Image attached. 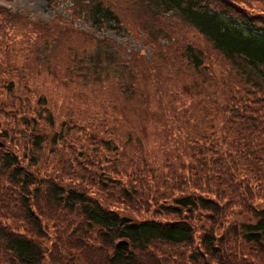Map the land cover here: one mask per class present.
I'll return each instance as SVG.
<instances>
[{"label":"trees","instance_id":"obj_1","mask_svg":"<svg viewBox=\"0 0 264 264\" xmlns=\"http://www.w3.org/2000/svg\"><path fill=\"white\" fill-rule=\"evenodd\" d=\"M64 2L65 10L76 9L80 14L84 9L87 20L97 32H101L103 26L122 31L120 16L108 0H62L61 3ZM145 2L151 4L147 10L152 11L154 20L169 18L167 13L179 17L229 61L228 67L219 64L225 72L217 75L213 64L205 63L202 49L188 43L182 51L189 70L202 74L200 79L207 82L204 98H213V107L191 102L189 108L195 110L187 113L181 88L173 84V89H162L160 81L154 77L156 74H150L153 81L144 85L134 71H137L134 68L137 58L128 60L117 56L111 39L94 35L97 45L92 52L79 58L82 66H92L86 69L91 80L85 89L93 86L99 90L95 82L115 78L120 96L133 107L138 104L146 106L150 98L155 99V92L164 94L169 90L170 93L175 92L179 105L170 111L164 102L155 99L158 103L154 109L160 114L154 124L156 141L145 143L147 139L140 129L132 125L131 129L128 128L127 140L134 138L131 135L137 132V165L132 168L124 153H116L119 147L111 135L121 136L115 131L119 120L115 115L122 113V104L109 98L111 95L106 92L105 97L110 104L97 108L94 98H88L92 92L78 95L76 98L81 97L82 103L87 101L91 105L93 102V105L81 111L83 119L70 120L79 121L75 125L79 131L88 130L85 135L87 143L101 142L113 153L106 156V148L104 150L101 145V149H97L94 145L80 144L81 150L75 155L67 152L73 162L63 158L69 167V171L63 173L61 166L57 165L51 171L54 164L50 167L51 163L44 161V136L35 131L29 138L28 149L22 154L12 147L6 149L10 141H16L10 135L15 136L16 132L13 121L25 122L33 128L37 123L34 117L30 119L16 114L18 104L14 108L11 106L12 110L4 113V119L8 121H4L0 129V264H145L141 255H146L158 245L188 247L191 252L186 256V264H213L210 258L216 264H228L229 258L225 253L231 250L239 251L243 256L250 254L264 264V13L247 12L232 0ZM153 8L156 10L154 13ZM77 18L80 20L79 16ZM157 32L164 34L160 30ZM40 36L36 37L37 41L42 38ZM48 38L46 35L45 41ZM37 41L31 51L38 50ZM69 51L67 57L71 54L80 56L79 52ZM43 58L41 65L51 72L52 78H62L54 68L51 55L46 54ZM109 61L115 63L110 70L104 65ZM63 65L74 71L70 58ZM64 71L67 73V69ZM226 89L230 97L225 94ZM199 109L198 114L194 113ZM146 111L150 113L148 106ZM47 117L53 124L52 115L48 113ZM190 120L198 124L197 129L190 127ZM102 129L108 136L97 141L95 133ZM61 132L63 134L55 133L51 139L52 150L56 153L67 147L66 140L71 144L77 143V137L69 141L63 136L64 131ZM175 133L179 138L167 137ZM68 135L73 134L65 136ZM61 139L63 143L56 145ZM144 146L145 149L162 150L164 155H167V150L179 154L175 153L176 161L166 158L162 166H157L159 156L155 153L157 158L153 156V163L149 165ZM196 155L201 157L194 159ZM74 163L78 164V171L73 168ZM237 166H243V170L240 172L235 168ZM87 167L94 181L80 173ZM92 168H97V171ZM167 168L169 173L164 172ZM108 169L115 173V178L109 176ZM132 171L136 174L131 175ZM145 174L152 175L162 186L173 180L174 185L170 189L180 191L168 197L167 203L160 204L166 211L163 215L170 218L137 220L115 209L120 204L132 202L135 196L142 197L138 187L134 188L133 181L144 190H151L146 185L148 179ZM166 174H169L168 178ZM128 177L134 180L127 183ZM86 180L87 185L90 184L88 181L93 182L96 191L83 184ZM116 192L121 195L112 197L111 193ZM237 206L252 214L254 220L252 217L250 221L241 220L242 216L249 214L239 216L235 211ZM198 214L210 225L202 222L201 218L197 221ZM189 215L191 217H187ZM193 219L197 221L195 224ZM74 227H77L79 235H86L85 228H90L97 237L87 236L93 243L82 238L76 245H71L70 240L59 236L58 230L74 233ZM196 233L200 239L197 244ZM253 233L260 234L253 236ZM70 249L77 252L76 256ZM96 255L98 263H94L95 258L92 257ZM236 264L249 263L244 259L243 263Z\"/></svg>","mask_w":264,"mask_h":264},{"label":"rangeland","instance_id":"obj_2","mask_svg":"<svg viewBox=\"0 0 264 264\" xmlns=\"http://www.w3.org/2000/svg\"><path fill=\"white\" fill-rule=\"evenodd\" d=\"M204 1L207 2V0ZM232 1L239 4L241 7L243 6L247 12L264 13V0ZM61 2L62 0H0V129L4 121H8L4 119V113H9L12 110L11 106L14 108L16 104H18L16 114L30 119L34 117L37 120L34 128L32 125L25 122L13 121L12 123L16 132L15 136L12 134L10 135L12 138H15L16 141L14 142L12 140V143L10 141L6 149L12 147L17 153L22 154L26 148L28 149L29 138L33 131H35L34 133L44 136L42 158L46 163L48 161L51 163L50 167L54 164L51 171H54L57 165H59L62 167V173L68 172L69 167L67 163L64 164L63 158L71 162H73V160L69 157L70 155H67V152L75 155L78 150H81L80 144L90 147L94 145L97 149H101V147H99L100 145L103 149L105 147L101 142L97 144L87 143L85 135L88 130L79 131L75 126L79 121L70 120V118L83 119V116L80 117L81 111L88 110L93 105V102L89 105L87 101L86 104H84L81 102V97L79 99L76 97L81 94L92 92L88 94V98H94L97 108L107 107V105L110 104V101L105 97L107 92V95H111L109 98L117 101V103H121L123 106L121 110L122 113L115 115L119 118L118 127L115 128V131L121 136H116L111 133L112 138H114V141L119 147V151L116 153H124V157H127L126 162L128 163V160H130L132 168L136 167L137 139L135 140V137L137 136V132L131 135L134 138L127 140L129 137L127 130H130L132 126H134L140 129L142 134L145 135L147 139L146 141L144 140L145 143L153 140L156 141L158 137L155 136L154 124L157 116H160V114H157L158 111L155 110L154 107L158 101L164 102L171 111L177 108L179 102L175 100V92L170 93L169 90L168 93L165 91L163 94L157 91L155 92L156 95L154 98L158 101L150 98L146 106H140L138 104L137 107H133L127 104L126 101H124L125 99L120 96V91L116 88L115 78L111 80H101L100 83L95 82L94 85H99V90L93 89V86L85 89L86 83L91 80V78L87 77L89 74L88 70L86 72V69L92 68V66L86 67L85 64L82 66L79 58L88 54V52H92L97 45L94 35L98 38L105 39L106 37V39H111L115 44V50L118 52L117 56H122L124 59L128 60L137 58V64L134 63V68L137 69V71H134L137 73V79L143 80L144 85H147L149 81H153L150 74H156L154 77L156 76V81H160L162 89H167L169 87L173 89V84L181 88L180 92L185 94L184 99L187 109L184 106L183 108L187 110V113L195 110L193 107L189 108L191 102L200 103L201 105L206 104L207 106L212 105L214 101L213 98H204L207 82L200 79L202 74H197L196 71L189 70L190 66L182 51H184L188 43L202 49L206 57H204V59H206L205 63L213 64L215 67L214 72L217 75H221L223 71L225 72L223 67L219 66V64L223 63L222 66L225 67L226 65L228 67L229 61L224 59L212 44L206 42V40L203 39L204 36L198 34L195 29L187 25L182 19L171 15V13H167L166 17L169 18L163 19L162 21L154 20L152 18V11L150 12L147 10L150 9L151 4L145 2V0H108L120 16L123 24L122 31L118 32L110 28L106 29V27L103 26L104 28L102 27V31L97 32L92 27L91 22L87 20V14L84 12V9L78 14V10L76 9L65 10V2ZM152 10L153 13L156 12L154 8ZM78 16L80 20H78ZM146 20L149 21L148 24L145 23ZM262 25L264 26V24ZM259 26L261 25L259 24ZM158 30L162 31L164 34L158 33ZM46 35H49V38L45 41ZM37 36L42 38L37 41ZM61 38H64V40ZM36 41L38 50L31 51L32 47L35 49L34 43ZM69 49H71L73 53L79 52L80 56L75 57L71 54L67 57L66 53L70 52ZM46 54L51 55L54 68L62 78L54 80L51 72L47 71L41 65L42 59H45L43 56ZM68 58H70L75 66L73 72L70 68H65L63 65V63H67ZM109 62L110 63L104 65L110 70L115 63L113 61ZM66 69L67 73L64 71ZM11 85L13 86L12 88ZM88 85L90 86L91 84ZM225 94L230 97V93H227V89ZM151 95H153V93H151ZM18 98L20 100H16ZM42 99L45 102H43ZM147 106L152 114L147 113ZM200 110L201 109L194 111V113L198 114ZM89 111L92 112V110ZM48 113L52 115L53 124L48 120ZM212 113L214 112L212 111ZM63 123L66 124L63 125ZM189 125L195 129L198 127V124L193 120L189 121ZM103 129L95 133L97 141H100V138L103 136H108L105 135ZM62 130L65 133L63 135L65 139L69 138L70 141L77 137V143L71 144L66 140L67 147L61 148V150L56 153L52 150L51 139L55 133L63 134L61 132ZM67 133L73 135H68L66 137L65 135ZM167 137L170 139L179 138L177 133ZM62 143L63 140L61 139L56 145H61ZM112 153L110 149L106 148V156H110ZM116 153L114 155H116ZM155 153H158V158L155 156ZM166 153L167 155H164L162 150L145 149L144 146V155L149 165L153 163V156L157 158L156 165L162 166L166 158H170V160L174 162L176 161L175 153L179 154L178 152L173 153L168 150ZM182 153L183 152H181L180 155H182ZM198 157L200 158L201 155L194 156V159ZM191 163L192 160L189 161L190 165H192ZM140 166H143V164H140ZM73 168L78 171V164L74 163ZM235 168L239 169L240 172L243 170V166H237ZM92 170L97 171V168H92ZM166 171L169 173L168 168L164 169V172ZM80 173L91 177V180H93L92 176L89 175V167H87V169L82 168ZM108 173L110 177L115 178V173L110 169H108ZM130 174L135 175L136 172L132 171ZM145 177L148 179V184L146 185H149L151 190H144L143 187L136 181H133L134 179L131 177L126 178L127 183L133 181L134 188L137 189L138 187L142 197L135 196L132 202L120 204L119 208L115 207V209H118L117 211L121 214L130 215L137 220L150 218L166 220L168 216L163 215L166 211L160 204L168 201V197L173 194L176 195L180 193V191L170 189L174 185L173 180H169L168 183L162 186V183H157L156 180L152 178V175L148 176L145 174ZM166 177L168 178L169 174H166ZM86 182L87 180L84 181L83 184L85 185ZM88 182L90 184H86L85 186L91 189V191H96L93 182ZM124 185L128 187L127 184ZM119 195H121L119 192L111 193L112 197ZM262 205H264V203ZM235 211H238L237 213L239 216L241 214H249L240 210L239 206L235 207ZM159 213H162V215H159ZM199 216L196 219L197 221L201 218L202 222L210 225L206 218ZM187 217H191V215ZM251 217L253 219L252 214H249L245 217L242 216L240 219L243 221H250ZM196 220L194 221L193 219L192 223L195 224L197 222ZM74 228V233L71 232V230H58L59 236L70 240L71 245H76L82 238L87 239V242L93 243L87 236L93 238L97 237L96 232L90 228H85L86 235H79L77 227ZM197 233L200 234L199 231H197ZM197 233L195 234L196 244L200 240L197 238ZM53 236L52 233V237ZM66 239L62 240L68 242ZM252 247H254V249L257 248L255 246ZM69 251L71 254L73 253L72 255L76 256L77 252L74 249H70ZM190 252V249L184 246L177 248L167 245H158L156 248L150 249L146 255H141V261L145 264H147V262L157 264L161 262L162 264H167L169 261L170 264H186V256H189ZM225 255L229 258L228 264H236L237 262L243 263L244 259L249 264H260L259 258H255L250 254L243 256L239 251L231 250L225 253ZM54 257L56 256L54 255ZM92 257L95 258L94 263L99 262L97 255ZM243 257L246 258L243 259ZM210 262L216 264L212 258H210Z\"/></svg>","mask_w":264,"mask_h":264},{"label":"water","instance_id":"obj_3","mask_svg":"<svg viewBox=\"0 0 264 264\" xmlns=\"http://www.w3.org/2000/svg\"><path fill=\"white\" fill-rule=\"evenodd\" d=\"M253 235L255 236V235H258V234H256V233H253Z\"/></svg>","mask_w":264,"mask_h":264}]
</instances>
